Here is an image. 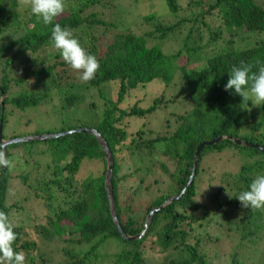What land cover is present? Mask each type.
<instances>
[{"label":"trees","instance_id":"16d2710c","mask_svg":"<svg viewBox=\"0 0 264 264\" xmlns=\"http://www.w3.org/2000/svg\"><path fill=\"white\" fill-rule=\"evenodd\" d=\"M134 1L156 6L135 28L120 20L117 0H65L64 13L52 25L38 20L30 7L25 17L21 0H0L2 137L24 134L4 133L14 112L29 113L54 101L59 106L54 129L45 133L98 130L113 156L115 210L129 235L142 230L150 209L184 190L202 141L227 135L264 146V104L244 102L234 90H224L232 66L256 59L264 63V0ZM55 23L70 28L98 59L91 81L83 82L53 48ZM153 89L159 92L154 95ZM153 120L162 132L146 128ZM5 149L10 164L0 167V211L17 233L14 248L24 253L25 264H46L42 241L61 245L58 264H242L236 251H226L215 229L226 226V234L237 237L236 248L264 237V210L244 208L236 198L264 174V152L228 138L200 150L183 194L157 211L144 236L131 240L122 238L112 221L106 159L94 135L73 132ZM39 155L47 159L42 172L35 165L38 176L17 177L32 198L43 202L45 215L37 216L32 203L26 208L32 220L24 214L12 221V215L25 212L7 202L13 161ZM134 156L149 164L133 169ZM235 164L238 170L232 172L228 166ZM81 170L83 176L77 177ZM202 176L218 184L207 192L211 201L197 199ZM106 244L116 250H103ZM250 264H264V257Z\"/></svg>","mask_w":264,"mask_h":264},{"label":"rangeland","instance_id":"374dc122","mask_svg":"<svg viewBox=\"0 0 264 264\" xmlns=\"http://www.w3.org/2000/svg\"><path fill=\"white\" fill-rule=\"evenodd\" d=\"M117 8L118 12L120 14V20L124 22L123 24L126 26H130L135 28L136 24L142 19V16L147 12V10H150L152 6L156 8L155 4H152V2H146L144 1L143 3H138L135 2L134 0H117ZM28 6H25L22 2L20 3L19 6V11L21 13H26L24 14L25 17L29 14L30 10L28 9ZM166 18H171V15L167 14L165 15ZM84 40V34H82ZM81 41V40H79ZM165 46L168 49H172L173 47L171 46L170 43L167 41L164 43ZM159 92L156 90H152V94H157ZM86 94V93H85ZM89 101V98H86L85 102ZM83 101V103H85ZM82 103V102H81ZM55 105V107L52 109V105ZM59 106L58 102L54 101L52 103H43L39 107H37L34 111L30 110L31 112L29 113H15L13 115H10L8 118V123L5 127L4 133L6 135H11L12 133H24L23 135L27 134H34V133H45L47 131H51L54 129V122L55 119L54 117L57 115L59 111ZM78 114V112H76ZM29 120L30 122L26 124V121ZM137 121L130 120L129 127L131 130H135L136 126L135 123ZM149 129H152L154 132H162L164 129L161 127V123L159 124L157 121H152L151 123L148 124ZM11 137H6L4 139H8ZM14 152H17L15 150ZM227 153H225L224 156H226ZM130 155L127 156V161L130 159ZM27 158V157H26ZM26 158L21 157L20 159H15L13 161V168L10 171V187H9V192H8V197H7V202L8 203H18L25 207V212L17 216L11 217L12 221H19L24 217V214H27L30 220H32L33 215L31 214L32 212L30 210L27 211V207L32 205L31 208L34 209L37 212V216H42L45 215V211L43 208V202L41 203L40 200H36L31 197V193H29L28 188L22 183V181L17 177L18 174H24L26 172H31V178H34L36 175V169L35 165L37 166H42L41 171L43 170L45 163L47 162V159H41L40 155L39 156H34L33 158H36L39 163L35 162L33 158H29L26 161ZM231 158V157H230ZM49 160V158H48ZM39 164V165H38ZM149 164V161L143 160V161H137V158L134 156L131 160V167L133 169H137L139 167H143V165ZM239 164V163H238ZM238 164H236L232 167H229V169L232 170V172H235L238 170ZM209 166H213L212 163L209 164ZM236 166V167H235ZM211 170V167H210ZM209 171V169H208ZM215 171H220L217 167L215 168ZM84 174V171L81 170L77 174V177H82ZM140 174V172H138ZM158 174V172H156ZM217 179V178H216ZM148 181L151 180L150 178L147 179ZM218 180V179H217ZM218 187L217 182H211L208 183V178L206 176H202L201 182L199 183V193L197 195V199L199 202L201 201H211L208 195V191L214 192ZM142 188V186H141ZM154 188V187H153ZM28 195V198L26 200L23 199V196ZM34 201V202H33ZM39 202V203H38ZM16 214L18 212H15ZM15 213H13L15 215ZM26 217V216H25ZM225 227L222 228H217L215 229V234L219 236L222 240H224L227 243L226 246V251H231L232 249L239 254V259H243L241 262L242 264H250L253 261H260L262 257H264V237L256 242L253 243L252 245L244 246L242 245L240 248H236V240L237 237L226 234L225 232ZM213 230V228H212ZM214 231V230H213ZM60 247L61 245L58 243H46L42 241L40 243V250L41 253L44 254L46 260V264H58L59 259H60ZM113 244H106L104 246L105 251L108 252H113L116 250V247ZM244 258H246L244 260ZM253 259V260H252Z\"/></svg>","mask_w":264,"mask_h":264},{"label":"clouds","instance_id":"9594fccd","mask_svg":"<svg viewBox=\"0 0 264 264\" xmlns=\"http://www.w3.org/2000/svg\"><path fill=\"white\" fill-rule=\"evenodd\" d=\"M30 7L33 15L45 25H52L54 20L65 11V0H21ZM51 43L63 61L73 70L79 72L83 82L95 78L100 68L96 56L90 54L68 27L55 23L51 29ZM224 90H234L244 102L251 101L253 105L264 104V63L259 59L254 62L241 61L238 66L231 68L229 79L224 85ZM10 161L6 149L0 145V167H8ZM241 206L256 210H264V174H257L250 183L248 190L241 192L236 197ZM17 233L4 211H0V264H25V255L16 251L14 243Z\"/></svg>","mask_w":264,"mask_h":264},{"label":"water","instance_id":"95a60500","mask_svg":"<svg viewBox=\"0 0 264 264\" xmlns=\"http://www.w3.org/2000/svg\"><path fill=\"white\" fill-rule=\"evenodd\" d=\"M4 98H5L4 93L1 92L0 93V145H3L4 147H6L9 144H13V143L54 138V137H59L61 135H66V134L73 133V132L90 133V134L94 135L97 138L100 146L103 149L104 156H105V159H106V171H105L104 184H105V190H106V194H107V198H108L110 215H111V218H112V221H113L114 225L117 228V231H118L119 235L122 238L126 239V240L139 239L142 236H144L145 233L147 232V229H148V227L150 225V222H151L152 218L157 213V211L160 210L161 208H163L165 205H167V204L171 203L172 201L178 199L183 194L184 190L191 183V181H192V179L194 177L195 170H196L197 163H198V154H199L200 150L204 146L212 145V144L218 142L219 140H222L224 138H228V139L232 140L236 144H239V145H242V146L254 147V148L258 149L259 151L264 152V146L253 144V143L245 141V140H243L241 138H234L232 136H227V135H220V136L215 137V138H213L211 140L202 141L196 147L192 171H191V174L189 176V180H188L184 190H182L179 195L169 197L161 205L150 209V211L146 215L142 230L136 235H129L123 230V228H122V226H121V224L119 222V219L117 217V214H116L115 203H114V198H113V194H112L113 156H112V154H111V152L109 150L107 142L105 141L103 136L100 134V132L98 130H96L95 128L77 127V128H74V129H67V130H64V131H59V132H54V133L27 134V135H22V136H17V137H11V138H8V139H4L2 137V133H1L2 132V114H3V110H4Z\"/></svg>","mask_w":264,"mask_h":264}]
</instances>
